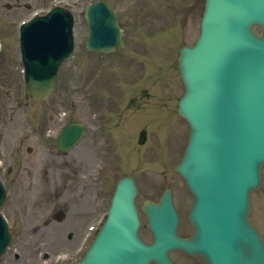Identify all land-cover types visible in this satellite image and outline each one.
<instances>
[{
	"label": "rangeland",
	"instance_id": "rangeland-1",
	"mask_svg": "<svg viewBox=\"0 0 264 264\" xmlns=\"http://www.w3.org/2000/svg\"><path fill=\"white\" fill-rule=\"evenodd\" d=\"M44 0H20L21 3H29L30 8L24 10L23 5L18 7H12L10 10L4 8L5 3L14 4V0H0V15L6 20L8 28L11 27L12 21L19 18H24L30 11L35 10L36 7L42 6ZM89 0H52L50 6L55 3L63 2L68 5L72 10L75 17V54L69 63H67L61 70L59 81V92L55 98L50 102L55 108L63 109V107L70 106V97L75 103V107L78 106V111H86L87 109V88L86 78L88 75L82 73L81 69L87 68V71L91 75H95L98 81L94 82V89L101 94H118L122 93V86L129 83L134 79L133 75L129 74L127 69L120 68L121 61H128L134 58L136 52L142 53L139 47L150 41V39L160 32L169 31L171 27L178 32L179 36L176 39V43L191 44L198 33V23L202 11V0H186L173 5V0H109L113 6L115 12L119 16L120 25L122 26L123 36L126 43L127 55L117 52L112 56L101 57L89 55L83 49L84 40L87 35L85 22L82 18V11L85 4ZM48 6V3L42 7ZM181 21V22H179ZM179 22V23H178ZM1 23V21H0ZM7 25L4 27L7 28ZM174 25V26H173ZM176 27V28H175ZM11 30V37L4 43L5 60L8 58L9 46L14 49V61L19 66V59L17 58L16 41L14 39V30ZM150 47V46H149ZM151 48V47H150ZM173 50L168 48V53H172ZM142 57V55H140ZM84 57L82 64L80 58ZM77 69L75 70L74 68ZM133 69V66H131ZM86 71V72H87ZM11 75L10 70H0V78H7ZM103 76V77H102ZM174 81V98L180 93L179 83L175 71L173 72ZM106 82L113 84V90L105 92L104 85ZM103 86V88H102ZM12 97H19V90L16 87L11 88ZM184 128V125H181ZM22 132L20 125L10 131L7 136V143L16 142L21 138ZM9 151L0 146V155L7 154ZM264 189V181L261 190L254 196L255 199L260 196ZM144 192V191H143ZM157 194L154 191L147 190L142 195L143 199H149L155 197ZM175 201L177 207L181 213V216L187 212V201L184 192L180 188H176ZM184 217V216H183ZM256 209L253 215V220H256ZM185 221V220H184ZM259 224L260 221H258ZM185 224V223H184ZM183 227V226H182ZM261 229L264 232V226L261 225ZM141 234L146 239L150 236L146 230H142ZM175 259L178 260L177 255ZM191 264H197L194 260H189Z\"/></svg>",
	"mask_w": 264,
	"mask_h": 264
},
{
	"label": "water",
	"instance_id": "water-1",
	"mask_svg": "<svg viewBox=\"0 0 264 264\" xmlns=\"http://www.w3.org/2000/svg\"><path fill=\"white\" fill-rule=\"evenodd\" d=\"M221 28V30L223 29L222 27H220ZM112 41V40H111ZM99 43H100V40L98 39V40H96L95 39V42L93 43V46L94 47H99ZM109 44H112V42H110ZM118 44V43H117ZM233 47H235L236 49L238 48L237 46H234L233 44H231Z\"/></svg>",
	"mask_w": 264,
	"mask_h": 264
}]
</instances>
